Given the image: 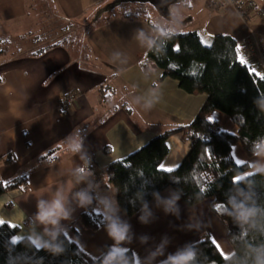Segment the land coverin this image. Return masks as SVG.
Instances as JSON below:
<instances>
[{
    "label": "crops",
    "instance_id": "1",
    "mask_svg": "<svg viewBox=\"0 0 264 264\" xmlns=\"http://www.w3.org/2000/svg\"><path fill=\"white\" fill-rule=\"evenodd\" d=\"M110 1L0 0V41L35 29L45 10L57 11L67 19L81 22L89 20L93 12ZM37 3L38 13L30 14L33 4ZM255 6L248 23L232 6L223 5L215 12L205 8V16L198 19L192 31H198L206 44L217 34L231 36L240 49L239 58L261 75L252 46L243 45L250 31L264 39V8L256 1ZM166 28L180 31L174 26ZM154 39L152 27L146 21L125 19L117 14L107 21L100 20L86 36L90 53L86 62H95L106 72V75L92 73L100 81H89L83 76L80 71L88 69L89 64L83 66L61 47L37 57H22L17 53L10 58L6 53L0 56L3 79L0 82V157L6 154L12 157L11 162L0 159V179L27 174L25 190L0 194V220L19 227L16 238L25 236L33 243L36 237L47 240L45 226L35 219L37 204L40 200L51 201L60 192L69 215L55 229L48 226V230L61 229L92 257L100 256L106 247L119 249L120 253L130 249L134 264H156L180 253L204 230L212 235L224 256L232 253L226 229L208 210V201L188 207L171 187H166L134 215L126 216L116 209L110 185L103 184V170L107 165L124 159L164 127L190 122L206 99L205 94L185 92L176 80L163 76L155 63L144 61V54ZM66 96L72 99L65 104ZM115 102H125L130 112L124 109L109 112L108 105ZM207 118L218 129L233 131L235 128L221 112H210ZM77 142L81 147L74 151L73 145ZM188 144L182 132L169 136L168 153L160 162V169H175L187 153ZM56 145L60 150L52 162L37 160ZM105 147L109 151H104ZM233 148L238 152L235 160L248 163L242 176L264 167V155L248 157L243 154L240 143ZM88 158L91 168L84 170ZM106 188L112 194V206L106 200ZM81 191L90 198L83 204L76 195ZM174 198L175 204L166 210V202ZM98 201L107 208L104 225L96 230L82 227L77 217ZM110 219L128 226L123 243L108 235Z\"/></svg>",
    "mask_w": 264,
    "mask_h": 264
},
{
    "label": "trees",
    "instance_id": "2",
    "mask_svg": "<svg viewBox=\"0 0 264 264\" xmlns=\"http://www.w3.org/2000/svg\"><path fill=\"white\" fill-rule=\"evenodd\" d=\"M38 9L30 14L38 13ZM151 9L148 4L125 3L96 21L90 17L86 23L45 10L35 23V29L14 35V41L20 42L14 53L37 57L49 49L61 47L84 66L90 63L86 62L90 55L86 36L100 20L107 21L117 14L125 19L148 22L155 39L144 54V61L155 63L162 69L163 76L176 80L185 92L205 94L206 99L193 120L164 127L139 149L105 167L103 178L113 186L115 207L126 216H132L166 187H171L188 207L208 201V210L225 226L232 253L224 256L209 232L202 233L200 239L180 253L194 251L192 264H257L264 249V172L242 176L248 163H235L232 149L240 143L243 153L251 157L255 155L256 145L264 143V77L239 58L237 43L231 36L217 34L206 44L198 31L175 32L166 27L177 24L167 22L169 25L161 28L152 23L149 19ZM13 38L0 41V56L7 52L4 46ZM2 80L0 75V82ZM118 109L130 112L125 102L107 107L109 112ZM213 111L228 116L234 130L217 128L212 132L207 115ZM178 132L188 140V151L175 169L164 171L159 165L168 153L166 139ZM59 150V145L51 147L37 160L52 162ZM104 151H109L108 147ZM0 159L11 162L12 157L6 154ZM26 180V173L0 179V194L14 189L25 190ZM229 199L255 208V215L241 224L235 218ZM106 209L105 204L98 201L82 211L77 222L84 228L96 230L106 221ZM12 226L0 225V264H103L107 254L114 251L106 247L100 256L92 257L57 229L54 230L58 233L56 239L53 241L49 235L46 241L61 251L52 252L37 248L28 237L16 238L19 227ZM13 238L17 243H12ZM120 257L123 264H134L130 249L121 252ZM167 262L165 259L156 264Z\"/></svg>",
    "mask_w": 264,
    "mask_h": 264
},
{
    "label": "clouds",
    "instance_id": "3",
    "mask_svg": "<svg viewBox=\"0 0 264 264\" xmlns=\"http://www.w3.org/2000/svg\"><path fill=\"white\" fill-rule=\"evenodd\" d=\"M80 143L77 142L73 145L74 151L80 150ZM256 155H264V143L257 144L255 147ZM81 174L84 173L83 169H78ZM257 172H264V167L256 168ZM81 204L89 201V196L81 191L76 194ZM175 204V198L166 202V210L173 207ZM229 204L235 211V218L241 224L247 223L249 219L255 215L256 209L246 207L245 203H235L234 200L229 199ZM38 211L36 213V221L45 226V234L50 235L52 240L56 239L58 233L56 231L49 232L48 226L55 229L62 219L68 218V211L65 207V199L62 193L57 192L56 196L51 201L40 200L37 204ZM108 235L117 243H123L127 239L128 226L120 223L118 220L110 219L107 224ZM35 246L41 249H47L52 252H59L61 249L54 244L44 241L40 237H36L34 240ZM195 253L192 250H186L182 253H178L174 256H169L167 264H192ZM103 264H123L120 257V250L110 251L104 258ZM257 264H264V249L261 250V254L257 259Z\"/></svg>",
    "mask_w": 264,
    "mask_h": 264
},
{
    "label": "rangeland",
    "instance_id": "4",
    "mask_svg": "<svg viewBox=\"0 0 264 264\" xmlns=\"http://www.w3.org/2000/svg\"><path fill=\"white\" fill-rule=\"evenodd\" d=\"M255 1L258 2V3H260V5L262 6V8H264V0H255ZM255 1H254V3H255ZM206 3H207V0H185L184 3L171 5V12H172V14L175 17H177L178 19L183 20V19H185L187 17H191L193 19L192 21H190V22H188V23H186L184 25H178L177 24L174 27H176V29H178L180 31H192L195 28L196 24L198 25V23H199L198 22V19H201L202 20L203 17L205 16L206 9L208 10V8L206 7ZM33 6H34V9L35 8H39L38 3L37 4H33ZM122 9L123 8H120V10H122ZM115 11H118V9H116ZM94 13L95 12H93V14ZM104 17L105 16H103V18ZM149 19H150V21L152 23L157 24V25H159L162 28H163V25H169V24H166L167 21H165L164 19H162L161 17H159L158 14L154 10H152V9L150 11V18ZM103 21H104V19H103ZM86 22H88V20H84V21L82 20L81 21V23H86ZM168 23H170V22H168ZM14 39L15 38H13L10 41L6 42V45L4 44L5 45L4 47L7 50V52H6L7 58L12 57L13 54H15L14 53L15 52L14 49H17V45H20V42L18 40H15L14 41ZM0 59H1V57H0ZM74 64H75V67L76 68L79 67V65H77L76 63H74ZM96 67H97V65L95 64V62H91L90 61L89 66H88V69L85 70L83 68L84 71H80V72H82V75L83 76H86V78L89 81H94V80L100 81L101 79L100 78H97L95 74L96 73H103L104 75H106V72H104L102 69H100L98 67L96 68ZM93 68H95V69H93ZM92 73H95V74H92ZM232 154H233V156H235V158H237L238 152L236 151L235 148H233V153ZM106 182H107L106 180L103 181V184L106 183ZM109 185L111 187L110 188V191L113 194V191H114L113 186L111 184H109ZM112 194H110V192H109V190L107 188L105 189V195L107 196L106 200H108V204H110L109 206H112L111 205V203H112V201H111L112 200ZM218 221H220L219 218H218ZM221 224L223 225L222 222H221ZM204 232H208V231L207 230L202 231L200 233V235L196 237L195 241L198 240V239H200L202 233H204Z\"/></svg>",
    "mask_w": 264,
    "mask_h": 264
},
{
    "label": "built area",
    "instance_id": "5",
    "mask_svg": "<svg viewBox=\"0 0 264 264\" xmlns=\"http://www.w3.org/2000/svg\"><path fill=\"white\" fill-rule=\"evenodd\" d=\"M223 5L232 6L237 14L244 20V22L248 23L251 19V12L256 10V6L253 0H207L206 7L211 11H218ZM248 41H245L243 44L245 47L249 44L253 48V54L255 59L261 66V75L264 77V39L259 38L255 32L250 31L248 36ZM236 54L240 55V49L236 48ZM72 98L70 96H66L64 98V103L66 104ZM210 130L212 132L217 131L216 125L212 124L210 126ZM91 168V160L88 158L84 165V170H90Z\"/></svg>",
    "mask_w": 264,
    "mask_h": 264
},
{
    "label": "water",
    "instance_id": "6",
    "mask_svg": "<svg viewBox=\"0 0 264 264\" xmlns=\"http://www.w3.org/2000/svg\"><path fill=\"white\" fill-rule=\"evenodd\" d=\"M185 0H112L99 7L92 16V21L98 20L103 14L114 10L116 7L125 3L148 4L158 14L159 17L167 22L184 25L192 18L187 17L183 20L175 17L171 12V5L183 3Z\"/></svg>",
    "mask_w": 264,
    "mask_h": 264
},
{
    "label": "snow or ice",
    "instance_id": "7",
    "mask_svg": "<svg viewBox=\"0 0 264 264\" xmlns=\"http://www.w3.org/2000/svg\"><path fill=\"white\" fill-rule=\"evenodd\" d=\"M238 160V158H236ZM235 163H236V160H235ZM167 171H172V169H167ZM4 223V221L0 220V225H2ZM12 227H15V225H13ZM12 243H17V239L16 238H13V241Z\"/></svg>",
    "mask_w": 264,
    "mask_h": 264
}]
</instances>
